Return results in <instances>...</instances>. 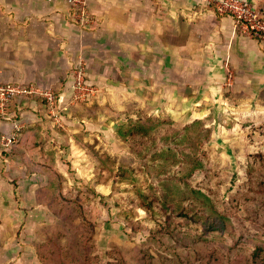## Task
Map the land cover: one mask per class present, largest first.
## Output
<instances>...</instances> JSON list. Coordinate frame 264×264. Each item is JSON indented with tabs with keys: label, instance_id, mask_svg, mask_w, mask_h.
<instances>
[{
	"label": "rangeland",
	"instance_id": "rangeland-1",
	"mask_svg": "<svg viewBox=\"0 0 264 264\" xmlns=\"http://www.w3.org/2000/svg\"><path fill=\"white\" fill-rule=\"evenodd\" d=\"M193 1V13L197 7L198 12L219 7L238 35L251 38L247 26L254 19L242 9L233 14L216 5L220 0ZM239 1L264 19V0ZM230 14L247 21L239 23ZM257 43L264 50V42ZM76 69L67 99L60 94L49 106L40 97L43 109L37 106L35 119L24 123L16 142L2 152L7 161L2 175L10 174L14 194L9 191L8 202L0 200L8 211L0 213V264H252V247H264V98L237 93L230 71L221 104L211 95L196 103L195 90L183 85L103 89L89 84L82 69L85 90L72 89ZM193 120L211 127V136L202 147L205 173L184 185L165 174L174 168L172 151L152 155L166 149L159 135L153 133L152 141L131 129L140 122L162 123L161 134L177 133ZM33 128L40 131L53 168L27 155L14 158ZM152 160L160 170L151 176L144 168ZM198 184L203 185L195 194ZM134 187L152 201L148 212L134 205ZM185 205L194 214L201 208L194 215L198 221L176 215ZM211 221L235 230L232 242L224 235L195 241L201 225Z\"/></svg>",
	"mask_w": 264,
	"mask_h": 264
},
{
	"label": "crops",
	"instance_id": "crops-1",
	"mask_svg": "<svg viewBox=\"0 0 264 264\" xmlns=\"http://www.w3.org/2000/svg\"><path fill=\"white\" fill-rule=\"evenodd\" d=\"M84 2L91 17L87 26L77 24L61 0H0V85L61 89L62 99H67L71 71L78 68L89 84L103 89L183 85L195 90L196 103L211 95L222 104L230 71L233 86L240 88L237 93L264 98V50L238 35L229 17L211 8L198 12L197 7L193 13V0ZM23 107L12 101L0 115V138L11 135L15 125L35 119L36 103ZM7 149L0 141L4 202L9 191L14 194L10 174L2 175L7 163L2 152ZM4 207L0 213L7 214Z\"/></svg>",
	"mask_w": 264,
	"mask_h": 264
},
{
	"label": "trees",
	"instance_id": "trees-1",
	"mask_svg": "<svg viewBox=\"0 0 264 264\" xmlns=\"http://www.w3.org/2000/svg\"><path fill=\"white\" fill-rule=\"evenodd\" d=\"M209 8H211L218 16H227L225 14H220L214 7ZM231 17L234 18L233 16ZM250 33L251 38L253 40L259 43L262 42V39L264 38V33L260 34V38L255 37L254 32L252 30H250ZM60 93L61 89L54 92L56 104L58 103L57 101L59 100ZM30 102H35L36 105L39 106L38 110L43 109L44 101L39 96L33 95L30 97H22L20 99L13 100L14 106H19L21 108H24L23 106L25 104L28 105ZM16 112L18 114V111ZM159 127H162V123H159V125L156 127H148L140 122L138 124L133 125L131 129V134L134 135L137 133L140 137L143 138L148 136V139L152 138V141L155 140V136L159 135L157 136V140L159 141V144L164 145L166 149L156 150L154 153H152V155L157 156V153L167 152V150L172 151L174 168L169 166L167 168V171H165V174L170 173L169 175L167 174L168 179L179 181L183 180L184 185L189 184L193 180H196L198 182L201 179L200 174L205 173L204 170L202 171V168H205L204 166L206 156L202 151V147L203 143L205 141H208L209 137L211 136V127L204 125L201 120H193L190 124L181 127L177 133L176 131H171V133L167 134L165 133L166 131H164L163 134H161L160 132L162 128L159 131ZM30 130L31 140L25 143L24 145L20 144L17 147L16 150H18L19 152L14 151V153L17 154L16 156H14V158H19L21 154L27 155L32 161H37L43 167L53 168V166L51 165L52 160H49L50 157L48 156V153H45V151L42 149V143L38 139V134H40V131L37 128H33ZM153 133H157V135H153ZM136 156L139 159L140 156L138 152H136ZM145 156H147V153H145V155L142 156L141 159H144ZM120 169L121 168H118L117 170L119 171ZM144 169L151 176L160 170L157 165V160H152L151 164L149 166H146ZM106 170L112 171L113 169L107 167ZM106 170L102 169L103 172H108ZM133 184L136 185V183ZM202 185L203 184H198L197 189H192V191H194L195 194L199 193V190L201 189L199 187ZM137 190L138 187H134V193ZM135 196L137 199L134 202V205L138 209L148 212V208L152 207V201L150 200V198H148V196L144 193H135ZM191 208L192 207L190 205H188L187 207L185 205V207L181 208L176 213V215L178 217H181L183 221L196 222L198 220L195 221L194 215L199 214L201 212V208H198L194 211L196 214L191 212ZM167 232L168 234H170V230ZM197 233L198 237L195 241L210 240L211 237L208 236L218 237L219 235H224L227 237V239L229 238L232 242V239H234L233 234L236 232L235 230H233L231 233L229 227L226 226L224 228H221L218 223H216L215 221H211L207 224L203 223L201 225L200 232L197 231ZM238 236L239 237L236 239V241H239L242 238L241 235ZM218 241L220 244H223L225 240L223 239ZM250 259L252 264H257L258 262L264 264V247L254 245L250 251Z\"/></svg>",
	"mask_w": 264,
	"mask_h": 264
},
{
	"label": "built area",
	"instance_id": "built-area-1",
	"mask_svg": "<svg viewBox=\"0 0 264 264\" xmlns=\"http://www.w3.org/2000/svg\"><path fill=\"white\" fill-rule=\"evenodd\" d=\"M49 2H53L56 0H47ZM64 2V4L68 7V9L71 11L72 19L79 25L87 26L90 21L91 17L86 9L84 0H61ZM216 5H220L222 8H224L227 11H232V13L236 14L237 11H240L241 9L243 12H246L249 14L250 17L254 19L253 23H248L247 29L250 32L252 30L254 32V36L260 38V34L264 33V19L262 20L260 17H258L255 13L250 12V8L245 7L246 5L241 4L239 0H220ZM217 11H220V8L217 7ZM218 11V12H219ZM245 13V14H246ZM229 15V14H228ZM234 19L237 22H242L240 19L245 20V15L241 17L240 14L238 16L232 15ZM240 15V16H239ZM247 21V20H245ZM251 36V33H250ZM262 42H264V38L262 39ZM77 77L75 78V83L72 86V89H78L82 88V90H85L84 86H86V83L81 78V69H77ZM39 96L41 97L45 103L49 106H53L55 103V97L52 91L43 89L40 87H37L33 84H15V83H9V84H2L0 85V115H4L7 111V108L9 104L15 100L20 99L22 97H30V96ZM21 126L15 125L14 131L9 136H2L0 138L1 144L5 147H10L12 144L16 142L17 134L20 130Z\"/></svg>",
	"mask_w": 264,
	"mask_h": 264
}]
</instances>
